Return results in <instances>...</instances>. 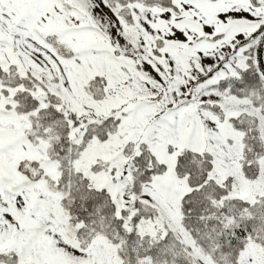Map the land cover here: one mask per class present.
Segmentation results:
<instances>
[{
	"label": "snow or ice",
	"instance_id": "1",
	"mask_svg": "<svg viewBox=\"0 0 264 264\" xmlns=\"http://www.w3.org/2000/svg\"><path fill=\"white\" fill-rule=\"evenodd\" d=\"M0 264H264V0H0Z\"/></svg>",
	"mask_w": 264,
	"mask_h": 264
}]
</instances>
